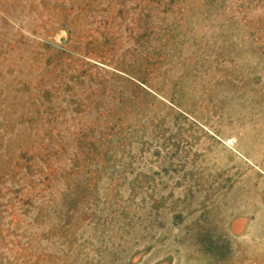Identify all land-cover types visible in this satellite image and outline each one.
Here are the masks:
<instances>
[{"label":"rangeland","instance_id":"rangeland-1","mask_svg":"<svg viewBox=\"0 0 264 264\" xmlns=\"http://www.w3.org/2000/svg\"><path fill=\"white\" fill-rule=\"evenodd\" d=\"M0 264H264V0H0Z\"/></svg>","mask_w":264,"mask_h":264}]
</instances>
